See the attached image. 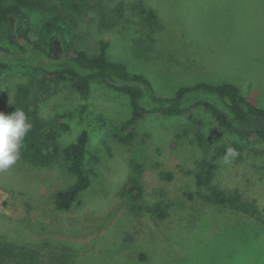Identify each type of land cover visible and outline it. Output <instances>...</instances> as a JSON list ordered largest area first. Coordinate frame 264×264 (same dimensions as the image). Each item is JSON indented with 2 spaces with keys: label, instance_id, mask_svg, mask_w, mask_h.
<instances>
[{
  "label": "rangeland",
  "instance_id": "374dc122",
  "mask_svg": "<svg viewBox=\"0 0 264 264\" xmlns=\"http://www.w3.org/2000/svg\"><path fill=\"white\" fill-rule=\"evenodd\" d=\"M97 3L105 19L112 18L116 24L99 30L98 20L91 15L77 28L78 46L96 54L97 40L106 39L107 57L147 76L157 95L171 96L178 87L197 81H226L236 85L250 103L264 108V0ZM140 3L158 11L161 28L152 32L139 24L133 6ZM44 19L45 15L33 13L29 23L38 28ZM140 38L147 39L142 50L135 44ZM25 81L27 78L20 75L4 76L1 85L11 90L16 83ZM53 88L56 92L41 104L45 119L81 103L77 93L64 84ZM88 103L94 114L104 117L110 125L98 128L92 124V129L88 128L90 146L97 158L87 161L92 170L90 185L75 206L59 213L54 209L53 195L72 181L64 165L34 168L18 159L9 169L0 171V242L10 240L28 250L46 244L52 257L38 264L52 263V258L67 259L58 264H264V225L256 218L230 210L214 211L195 203L178 218L162 220L149 212V197L139 203L137 210L116 199L114 191L129 173L130 155L113 142L115 154L109 157L105 141L110 139L111 128L129 116V102L123 94L92 82ZM196 117L200 123L197 126L172 117H149L141 125L159 130L191 131L199 127L206 137H211L212 146L233 139L214 133L215 125L208 113L200 111ZM81 127L73 121L71 132L62 137L63 144L75 140ZM200 154L195 141L187 138L173 152L171 161L192 168ZM134 156L143 163L147 155L140 149ZM263 173L264 153L245 154L237 165L225 160L218 181L240 188L251 185L264 193ZM150 176L146 171L145 178L149 180ZM43 225H48L49 230L41 231L39 227Z\"/></svg>",
  "mask_w": 264,
  "mask_h": 264
},
{
  "label": "trees",
  "instance_id": "16d2710c",
  "mask_svg": "<svg viewBox=\"0 0 264 264\" xmlns=\"http://www.w3.org/2000/svg\"><path fill=\"white\" fill-rule=\"evenodd\" d=\"M100 9L97 0H0V111L11 114L17 108L22 109L32 125L22 141L19 159L34 168H48L56 163L64 165V172L72 181L55 191L52 201L55 211H69L91 183L92 170L87 161L97 158L90 146L88 128L110 127L104 117L94 114L88 103L91 83L97 82L126 96L130 107L129 116L111 128L110 139L105 141L109 157L115 154L113 142L130 155L129 173L114 191L116 199L137 210L139 203L149 197L152 200L149 212L162 220L176 219L198 203L214 211L239 212L264 225L261 189L251 185L227 186L218 181L225 160L237 165L245 154L264 153V108L250 103L236 85L226 81H197L178 87L171 96L157 95L147 76L107 57L109 42L106 39L97 40L96 54L78 46L77 28L91 15L98 20L99 30L116 24L112 18L105 19ZM133 9L140 25L149 27L152 32L161 28L156 9L143 3L134 5ZM33 13L45 15L38 28H32L29 23ZM11 17L15 19L13 31ZM146 38L150 42L149 35ZM55 39L61 41L63 54L56 51ZM147 39L140 38L135 44L142 50ZM11 75L26 77L27 81L16 83L9 90L1 85V80ZM58 84L74 90L81 103L45 119L41 113L42 101L56 92L53 87ZM200 111L212 118L217 136L229 135L233 139L212 146L211 137H206L199 127L189 131L159 126V130L155 126L148 129L141 125L149 117H172L184 118L197 126L200 123L196 114ZM73 121L82 125L81 130L75 140L63 144L62 137L71 132ZM187 138L194 140L201 151L192 168L171 161L173 152ZM140 149L147 155L143 163L134 156ZM146 171L151 174L149 180L145 178ZM39 229L48 231L49 226ZM48 257L52 256L46 244L28 250L10 240L0 242V264L11 261L38 264ZM52 259L49 258L52 260L49 264L67 261Z\"/></svg>",
  "mask_w": 264,
  "mask_h": 264
},
{
  "label": "clouds",
  "instance_id": "9594fccd",
  "mask_svg": "<svg viewBox=\"0 0 264 264\" xmlns=\"http://www.w3.org/2000/svg\"><path fill=\"white\" fill-rule=\"evenodd\" d=\"M25 112L17 108L11 114L0 111V171H5L19 159L25 135L31 130Z\"/></svg>",
  "mask_w": 264,
  "mask_h": 264
},
{
  "label": "water",
  "instance_id": "95a60500",
  "mask_svg": "<svg viewBox=\"0 0 264 264\" xmlns=\"http://www.w3.org/2000/svg\"><path fill=\"white\" fill-rule=\"evenodd\" d=\"M10 23H11V29H12V31L14 30V18H10ZM54 45H55V48H56V51L57 52H59V53H61V54H63L64 52H63V49H62V46H61V41L60 40H58V39H55L54 40Z\"/></svg>",
  "mask_w": 264,
  "mask_h": 264
}]
</instances>
